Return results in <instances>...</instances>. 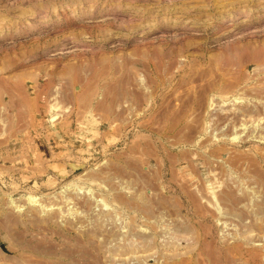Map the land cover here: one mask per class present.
<instances>
[{
  "label": "rangeland",
  "instance_id": "obj_1",
  "mask_svg": "<svg viewBox=\"0 0 264 264\" xmlns=\"http://www.w3.org/2000/svg\"><path fill=\"white\" fill-rule=\"evenodd\" d=\"M10 95L0 264H264V0H0Z\"/></svg>",
  "mask_w": 264,
  "mask_h": 264
},
{
  "label": "crops",
  "instance_id": "obj_2",
  "mask_svg": "<svg viewBox=\"0 0 264 264\" xmlns=\"http://www.w3.org/2000/svg\"><path fill=\"white\" fill-rule=\"evenodd\" d=\"M11 104L15 107L20 108L16 114L11 116V120L4 123L3 111H2V98L0 96V153L3 152V146L6 145H16L13 151H8L5 153L4 159H10L14 162V171L19 173L21 177L29 178L30 173L25 176L23 170H27L26 167H20L22 163V158L25 157L28 162L30 171V125H28L27 119L30 117V112L27 111L29 105L26 98H19L15 95H10ZM31 102V101H30ZM10 119V118H9ZM11 121V122H10ZM24 150H27L24 152ZM24 153H26L24 156ZM19 166V167H18Z\"/></svg>",
  "mask_w": 264,
  "mask_h": 264
},
{
  "label": "bare ground",
  "instance_id": "obj_3",
  "mask_svg": "<svg viewBox=\"0 0 264 264\" xmlns=\"http://www.w3.org/2000/svg\"><path fill=\"white\" fill-rule=\"evenodd\" d=\"M31 200H33V199H31ZM36 200V199H35ZM34 201V200H33ZM35 202H37V201H35Z\"/></svg>",
  "mask_w": 264,
  "mask_h": 264
}]
</instances>
